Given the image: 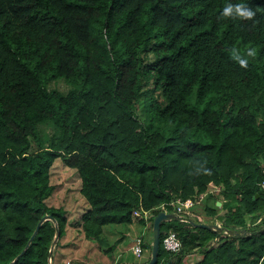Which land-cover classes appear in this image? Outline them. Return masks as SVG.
<instances>
[{"label": "trees", "instance_id": "16d2710c", "mask_svg": "<svg viewBox=\"0 0 264 264\" xmlns=\"http://www.w3.org/2000/svg\"><path fill=\"white\" fill-rule=\"evenodd\" d=\"M226 2L0 0V264H64L54 239L69 221L48 205L57 160L87 205L79 234L109 259L105 227L147 213L137 223L152 232L163 206L155 264L264 261V0H245V20L221 17ZM44 216L55 223L24 251ZM216 222L246 234L197 226ZM171 233L177 254L162 247Z\"/></svg>", "mask_w": 264, "mask_h": 264}, {"label": "rangeland", "instance_id": "374dc122", "mask_svg": "<svg viewBox=\"0 0 264 264\" xmlns=\"http://www.w3.org/2000/svg\"><path fill=\"white\" fill-rule=\"evenodd\" d=\"M54 86H57L60 90L66 89V86L62 83ZM136 114L140 118L143 117L141 109H138ZM50 182L55 187V190L48 200V205L63 209L69 221L66 227V237L60 240L59 243L58 241L56 242L59 245L66 243L69 249L65 252L64 264H112L113 262L141 264L147 259L148 256H146L145 250L140 257H136L133 254L132 241L142 236L145 245L149 246L151 244L152 232L148 224L145 226L138 224V218L134 217V222L131 225L115 226V228H112L113 230H111L110 226L105 227L103 233L107 234L108 241H110V244L114 248L112 252L113 259H109L96 243L84 242L78 232L76 224L80 221L81 215L86 210L87 205L79 194V180L74 171L66 168L60 160H57L51 168ZM120 233L123 236L122 239L118 236Z\"/></svg>", "mask_w": 264, "mask_h": 264}, {"label": "water", "instance_id": "95a60500", "mask_svg": "<svg viewBox=\"0 0 264 264\" xmlns=\"http://www.w3.org/2000/svg\"><path fill=\"white\" fill-rule=\"evenodd\" d=\"M219 204V203H218ZM173 218L172 214L164 213V212H159L153 220V225H152V252L150 256V260L145 263V264H155L158 256V250H159V239H160V225L164 222L169 221L170 219ZM52 220L55 223V220L51 216H44L39 223L37 224L36 230L34 231L33 235L29 239L24 251L28 248L32 240L35 238L37 235V232L39 230V227L42 223L45 221ZM200 228L207 229L209 231H212L213 233L220 235V234H225L230 237H241L242 235L246 234L245 230H238V231H231V230H226L222 228L221 226L217 224H198L197 225ZM59 239V230L56 227L55 231V239H54V244L58 241ZM22 252V254L24 253ZM52 259L50 258L49 264H51Z\"/></svg>", "mask_w": 264, "mask_h": 264}, {"label": "clouds", "instance_id": "9594fccd", "mask_svg": "<svg viewBox=\"0 0 264 264\" xmlns=\"http://www.w3.org/2000/svg\"><path fill=\"white\" fill-rule=\"evenodd\" d=\"M255 15V12L249 7L248 3L245 0H240L239 3H233L232 0H227L226 4L223 6L220 16L223 18L231 19H252ZM230 58L239 64L241 68H247L248 59L240 55L238 49L231 48L229 50ZM255 55V49H249L247 51V56L252 57ZM264 264V261L261 262Z\"/></svg>", "mask_w": 264, "mask_h": 264}, {"label": "built area", "instance_id": "2783aa9c", "mask_svg": "<svg viewBox=\"0 0 264 264\" xmlns=\"http://www.w3.org/2000/svg\"><path fill=\"white\" fill-rule=\"evenodd\" d=\"M263 176H264V170H263ZM261 188L264 190V179L262 181V184L260 185ZM194 205V202L191 200H187L185 202H178L177 201V209L176 211L178 213H181L182 210L184 209H190L192 208ZM161 210L166 213V211H164V207H161ZM134 217L140 219L143 218L144 220L148 219V215L147 213H144L143 216H141L139 213H134L133 215ZM143 237H137L133 243V247H132V252L136 257H140L144 250H143ZM162 247L166 252L172 253V254H177L181 251L182 249V244L180 242V240L174 235V234H169L167 235L163 240H162Z\"/></svg>", "mask_w": 264, "mask_h": 264}, {"label": "crops", "instance_id": "0c3cea01", "mask_svg": "<svg viewBox=\"0 0 264 264\" xmlns=\"http://www.w3.org/2000/svg\"><path fill=\"white\" fill-rule=\"evenodd\" d=\"M218 203H219V204H218ZM216 205H217L218 207H220V206H221V203H220V202H217ZM214 224H217V225L221 226L218 222H216V223H214ZM134 241H135V240H134ZM134 241H132V242L134 243ZM145 254H146V256H148V254H149L148 250H145ZM121 264H127V263L122 262Z\"/></svg>", "mask_w": 264, "mask_h": 264}]
</instances>
